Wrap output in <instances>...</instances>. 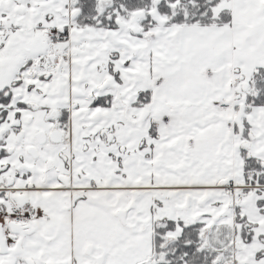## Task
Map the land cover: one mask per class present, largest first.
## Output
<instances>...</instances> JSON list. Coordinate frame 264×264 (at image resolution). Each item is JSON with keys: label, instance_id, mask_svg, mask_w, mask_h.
<instances>
[{"label": "snow or ice", "instance_id": "obj_1", "mask_svg": "<svg viewBox=\"0 0 264 264\" xmlns=\"http://www.w3.org/2000/svg\"><path fill=\"white\" fill-rule=\"evenodd\" d=\"M0 264H264V0H0Z\"/></svg>", "mask_w": 264, "mask_h": 264}]
</instances>
